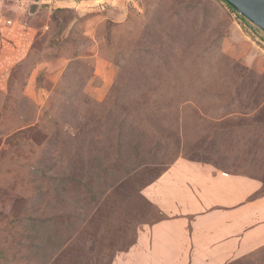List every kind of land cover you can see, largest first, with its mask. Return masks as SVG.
Returning <instances> with one entry per match:
<instances>
[{
  "label": "rangeland",
  "instance_id": "374dc122",
  "mask_svg": "<svg viewBox=\"0 0 264 264\" xmlns=\"http://www.w3.org/2000/svg\"><path fill=\"white\" fill-rule=\"evenodd\" d=\"M180 157L264 193V29L226 0H0V264H134Z\"/></svg>",
  "mask_w": 264,
  "mask_h": 264
},
{
  "label": "crops",
  "instance_id": "0c3cea01",
  "mask_svg": "<svg viewBox=\"0 0 264 264\" xmlns=\"http://www.w3.org/2000/svg\"><path fill=\"white\" fill-rule=\"evenodd\" d=\"M261 185L177 158L143 188L160 216L139 230L128 252L134 264H224L264 245V193L251 198Z\"/></svg>",
  "mask_w": 264,
  "mask_h": 264
},
{
  "label": "water",
  "instance_id": "95a60500",
  "mask_svg": "<svg viewBox=\"0 0 264 264\" xmlns=\"http://www.w3.org/2000/svg\"><path fill=\"white\" fill-rule=\"evenodd\" d=\"M241 14L264 29V0H226Z\"/></svg>",
  "mask_w": 264,
  "mask_h": 264
},
{
  "label": "trees",
  "instance_id": "16d2710c",
  "mask_svg": "<svg viewBox=\"0 0 264 264\" xmlns=\"http://www.w3.org/2000/svg\"><path fill=\"white\" fill-rule=\"evenodd\" d=\"M262 192H264V191L262 190Z\"/></svg>",
  "mask_w": 264,
  "mask_h": 264
}]
</instances>
